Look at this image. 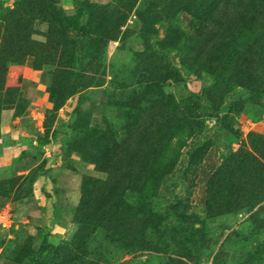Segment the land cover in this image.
Listing matches in <instances>:
<instances>
[{
  "label": "rangeland",
  "instance_id": "obj_1",
  "mask_svg": "<svg viewBox=\"0 0 264 264\" xmlns=\"http://www.w3.org/2000/svg\"><path fill=\"white\" fill-rule=\"evenodd\" d=\"M83 1L80 35L73 0H0L21 19L0 26V264H264L263 196L204 211L216 169L264 134V48L242 68L248 38L221 28L222 71H188L178 49L210 46L197 0Z\"/></svg>",
  "mask_w": 264,
  "mask_h": 264
},
{
  "label": "trees",
  "instance_id": "obj_2",
  "mask_svg": "<svg viewBox=\"0 0 264 264\" xmlns=\"http://www.w3.org/2000/svg\"><path fill=\"white\" fill-rule=\"evenodd\" d=\"M197 1L199 8L195 15L200 17L206 25V33L202 38H208L210 46L205 57L197 63H189V57L186 56V52L184 53V48H179L180 64L188 71H190L189 68L201 70L199 66L203 65L207 68L206 71L221 72L225 62L218 57L223 53L222 49L227 43L226 37L228 36L221 35L218 30L234 27L248 38L237 48L240 67H259L263 58L253 55L256 54V50L264 48V0ZM3 13H5V17H3L4 15L0 16L2 17L0 26L2 23L4 28L10 21L21 20L12 10L4 9ZM88 13L89 7L83 0H73L72 11L65 16L66 27L76 34L82 35L85 32L83 20ZM195 36L193 39L201 38V34ZM253 70L255 71V69ZM161 71V74L167 75L168 78L177 79L178 77L174 66H163ZM256 77L258 76L256 75ZM171 104L177 106L176 101H172ZM167 117V111H161V117L157 120L154 128L155 134L146 141V150H144L142 158L148 159V152L152 150L156 152L162 145V137L163 134H166L167 129ZM248 143V147L230 153L209 179L204 204V211L208 216L241 209L251 211L256 206V202H252L251 199L258 196L264 198V134L250 133ZM172 213L178 218L184 217L180 212L173 211ZM186 216L189 217L191 214H186ZM248 218H252V216L248 215ZM160 231L159 229L156 232V237L161 238ZM45 258L47 255L35 254L30 257L29 264H38Z\"/></svg>",
  "mask_w": 264,
  "mask_h": 264
},
{
  "label": "built area",
  "instance_id": "obj_3",
  "mask_svg": "<svg viewBox=\"0 0 264 264\" xmlns=\"http://www.w3.org/2000/svg\"><path fill=\"white\" fill-rule=\"evenodd\" d=\"M2 224H3V225L5 224L4 221H2Z\"/></svg>",
  "mask_w": 264,
  "mask_h": 264
}]
</instances>
